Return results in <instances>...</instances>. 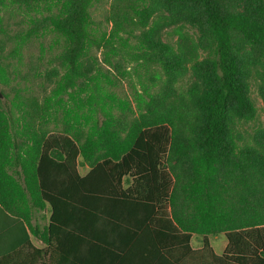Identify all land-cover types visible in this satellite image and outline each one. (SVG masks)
Instances as JSON below:
<instances>
[{
  "label": "trees",
  "instance_id": "16d2710c",
  "mask_svg": "<svg viewBox=\"0 0 264 264\" xmlns=\"http://www.w3.org/2000/svg\"><path fill=\"white\" fill-rule=\"evenodd\" d=\"M179 24L194 46L164 39ZM258 67L264 0H0V208L108 221L149 264H264V129L240 133Z\"/></svg>",
  "mask_w": 264,
  "mask_h": 264
},
{
  "label": "crops",
  "instance_id": "0c3cea01",
  "mask_svg": "<svg viewBox=\"0 0 264 264\" xmlns=\"http://www.w3.org/2000/svg\"><path fill=\"white\" fill-rule=\"evenodd\" d=\"M51 215L52 208L47 204L46 207L34 212L31 226L25 223L24 230H21L16 218L0 208V255L15 251L22 241L27 242L26 239H29V245L24 243L22 250L31 256L24 258V264H149L150 262L143 251V242L137 241L136 235L133 236L126 228L113 226L108 221L100 219H89L88 225L81 228L73 212L66 216L69 219L65 224H55L51 228ZM49 228L51 231L48 230ZM194 235L191 238V246L193 249H201L203 241L194 245L192 242ZM227 244L218 252L210 243L216 254H222ZM34 248L42 252L33 251ZM21 261L20 258L0 257V264L21 263ZM161 264H170V262L163 260Z\"/></svg>",
  "mask_w": 264,
  "mask_h": 264
},
{
  "label": "rangeland",
  "instance_id": "374dc122",
  "mask_svg": "<svg viewBox=\"0 0 264 264\" xmlns=\"http://www.w3.org/2000/svg\"><path fill=\"white\" fill-rule=\"evenodd\" d=\"M103 11L104 8L101 7L95 10L94 15L101 18ZM197 35V30L194 27L184 24L168 26L163 32L165 40H169L172 43H186L190 46H194V44H196ZM194 83L195 79L189 72L179 78L175 86L178 88V92L183 93L185 91L187 92L188 89H192ZM249 83L250 95L256 105L257 115L253 120L240 126V133L246 140L253 141L264 129V69L261 67L253 69L249 76ZM88 169L89 168L84 164V162H82L81 159V172L85 173ZM209 240L218 252H220L222 247H224L228 242L223 233L217 237L210 235ZM201 241H203V237L195 234L192 239L193 244L197 245Z\"/></svg>",
  "mask_w": 264,
  "mask_h": 264
}]
</instances>
